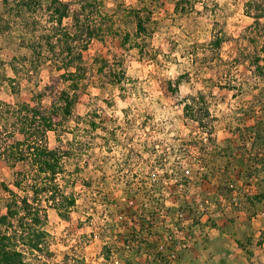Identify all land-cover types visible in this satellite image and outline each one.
<instances>
[{
	"label": "rangeland",
	"instance_id": "obj_1",
	"mask_svg": "<svg viewBox=\"0 0 264 264\" xmlns=\"http://www.w3.org/2000/svg\"><path fill=\"white\" fill-rule=\"evenodd\" d=\"M261 16L264 0H0V218L19 209L2 230L26 264H189L221 236L264 264ZM78 54L74 87L61 75ZM37 102L60 110L38 137L61 156L57 203L34 193L48 180L33 157L9 155L18 104ZM24 198L46 220L41 251L22 241Z\"/></svg>",
	"mask_w": 264,
	"mask_h": 264
},
{
	"label": "trees",
	"instance_id": "obj_2",
	"mask_svg": "<svg viewBox=\"0 0 264 264\" xmlns=\"http://www.w3.org/2000/svg\"><path fill=\"white\" fill-rule=\"evenodd\" d=\"M5 1L8 2L9 0ZM55 3L59 6L55 8V12L56 15L59 14V17L57 18L56 22L59 23L60 26L63 24L64 15L69 9V5L61 4V2L58 1H56ZM263 18L264 17L261 16L257 19V21L261 23L260 19ZM64 36L66 37L64 38L65 40L69 38L68 33H64ZM221 42V38H219L214 42V45L219 47L222 44ZM262 50L264 51V47L262 48ZM79 60H82V54H78L77 58H72V60L68 62V65H71V67H74L76 70H67V72L61 75L63 79L67 81H72L74 87H78V81L82 78L81 70L79 66H77L78 64H76ZM253 63L256 66L257 74H259V76H263L264 57H256ZM69 97V93L65 91L61 93V99L65 101V107L63 111L66 115L71 113V107L73 105V100H70ZM201 101L205 102V99L203 98ZM18 105L20 107V123L18 124L19 133L22 135L23 139L16 140V142H14V146H9V155L15 161H25L26 159H28L27 157L31 155L33 158L29 159L32 160V165H37L38 175H45L47 176L45 177V179L48 180L42 188H38L34 193H49L53 202L57 203L56 192L58 191V188L55 185L56 187H54L53 189L52 185L48 184V182L56 180V176L62 170L61 156L58 151L50 150L47 146H42L38 144V137L41 135H45L48 131L54 130V128L59 123V121L57 122L55 118H58L59 120L60 110L56 109V106H54L53 111L48 112L41 105V103L38 102L34 106L27 103H22ZM184 111L187 112L190 117L196 118L198 120L199 125L201 126H208L209 123L213 122L207 110H202V114L198 118L195 116V108L191 104H186L184 107ZM22 204L23 205L21 206L20 210L22 209V211L24 212V216H22L21 218V224L22 227L28 226V229H30V231L27 233V237L25 239L23 238L22 241L25 243V245H27L29 249L41 251L43 235L45 234V232L34 227L43 224L45 217L43 219L41 218L40 210L38 208H35V206L32 205L28 199L24 198L22 200ZM74 204L75 202L73 201V199L71 201L69 200L70 206ZM56 209L58 210L59 208L56 207ZM19 213V209L13 208L12 204L8 203L7 213L0 218V264H26L23 252L19 251L15 247V244L13 242V239L16 238V236L8 235L7 232H4L2 230V226H9V219L11 217H15ZM60 216L64 217L62 212H60ZM29 220L31 221L28 222ZM159 253L160 255H163V251H159Z\"/></svg>",
	"mask_w": 264,
	"mask_h": 264
},
{
	"label": "crops",
	"instance_id": "obj_3",
	"mask_svg": "<svg viewBox=\"0 0 264 264\" xmlns=\"http://www.w3.org/2000/svg\"><path fill=\"white\" fill-rule=\"evenodd\" d=\"M226 228L228 229V224H226ZM226 238L221 236V245L218 248L219 251L215 252L212 258H208L205 251H208L207 248H203V252L200 255L201 259L193 260L189 264H249L246 263V260L243 258V252L239 249L238 245L234 244H226ZM228 245V246H225ZM199 249L202 248L198 247ZM240 252H242L240 254ZM219 256L220 258H218ZM239 257V258H238Z\"/></svg>",
	"mask_w": 264,
	"mask_h": 264
},
{
	"label": "built area",
	"instance_id": "obj_4",
	"mask_svg": "<svg viewBox=\"0 0 264 264\" xmlns=\"http://www.w3.org/2000/svg\"><path fill=\"white\" fill-rule=\"evenodd\" d=\"M183 238H184V239H182V242H183V243H182L181 245H182L183 247H185V246H186V245H185V241H186L185 239H186V237H183ZM189 238L191 239V237H189ZM160 250H161V251L165 250V244L160 245Z\"/></svg>",
	"mask_w": 264,
	"mask_h": 264
}]
</instances>
